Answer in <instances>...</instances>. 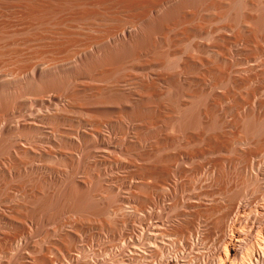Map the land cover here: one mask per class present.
Masks as SVG:
<instances>
[{
  "label": "bare ground",
  "instance_id": "obj_1",
  "mask_svg": "<svg viewBox=\"0 0 264 264\" xmlns=\"http://www.w3.org/2000/svg\"><path fill=\"white\" fill-rule=\"evenodd\" d=\"M263 91L264 0H0V264H264Z\"/></svg>",
  "mask_w": 264,
  "mask_h": 264
},
{
  "label": "rangeland",
  "instance_id": "obj_2",
  "mask_svg": "<svg viewBox=\"0 0 264 264\" xmlns=\"http://www.w3.org/2000/svg\"><path fill=\"white\" fill-rule=\"evenodd\" d=\"M239 67H243V65H240ZM259 96V97H258ZM257 96V98H260V97H263L264 96V91L262 92V94L261 95H258ZM206 181H204V183H205ZM214 237V236H213ZM215 241H214V240ZM210 240V239H209ZM208 240V243H207V241L205 242V243H203V244H199V246H198V248L197 249H192V248H188V247H184L183 248V250L181 249H179L178 247H177V244H175V243H169V241H167V248H166V253H165V255L166 256H172L173 254V256H175L176 254H178V256H179V258H180V260H181V262H183L184 264L185 263H187V264H203L202 262H203V260L202 259H199V257H197L196 255H194L195 254V251H203V252H205V257H206V261H207V257H209L208 256V254H209V252L211 251H213L214 249H215V246L217 247V241H216V239H215V237L214 238H211V240L209 241ZM212 242V243H211ZM207 247H209V248H207ZM177 249H179L178 251H177ZM190 249V250H189ZM208 249H210V250H208ZM176 252H178V253H176ZM191 252V253H190ZM208 252V253H207ZM180 253V254H179ZM192 258V261H190L189 262V259H190V257ZM184 257V258H183ZM160 259V257H157V258H155V259H152V261L154 260L155 262H151V264H156L157 262H158V260ZM198 260H200V261H198ZM157 261V262H156ZM186 261V262H185ZM189 262V263H188ZM193 262V263H192ZM210 262V259L208 260V263L207 264H211V263H209ZM136 263H138V264H140L139 262H135V264Z\"/></svg>",
  "mask_w": 264,
  "mask_h": 264
}]
</instances>
